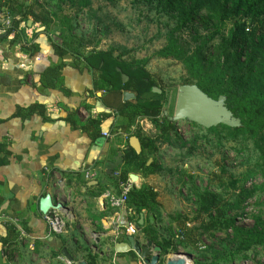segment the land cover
<instances>
[{
	"label": "trees",
	"instance_id": "trees-1",
	"mask_svg": "<svg viewBox=\"0 0 264 264\" xmlns=\"http://www.w3.org/2000/svg\"><path fill=\"white\" fill-rule=\"evenodd\" d=\"M68 1L77 7L76 13H83L91 7V0ZM157 1L164 13L176 19V26L168 33L166 45L155 52L154 57L180 62L186 72L183 85L194 86L213 102L222 99V106L236 121L235 127L219 124L204 129L207 134L197 136L195 145L199 140L204 145L214 141L218 147L232 143L230 149L238 158L245 159L248 165V170L240 178L229 173L225 165H220L217 175L210 174L205 190L195 195L192 218L187 215L169 216L171 221L177 222L180 232L177 244L187 247L196 243L199 235L206 234L212 238L218 232H225L232 237L233 249L229 252L212 251L209 259L195 264H234L249 260L260 264L256 259L264 251V0ZM1 10L7 11L10 26L6 28V19H0V30H3L0 46L19 45L23 52L34 56L41 50L36 43L40 35L51 46L49 65L40 73L42 88L64 90L62 71L67 66L64 58L71 56L76 63L74 68L80 69L83 63V68L92 74L95 90L135 95L134 100L116 109L117 114L128 126L137 120L148 119L158 131V136L151 138L135 132L142 152L136 154L131 148L128 149L119 180L125 181L130 173L144 177L161 174L163 166L155 159L159 144L168 143L173 137L178 141L180 138L175 123L161 117L163 101L156 96L157 93L156 97H148L157 87L146 70L149 61L128 63L123 57L133 51L125 49L117 56L114 49L84 54L89 41L73 35L75 28L71 18L60 16L50 9L35 14L34 8L26 0H0ZM35 24L45 29L33 33L28 39L25 31ZM198 27L206 30L205 37L199 35ZM183 30H192L195 36H200L194 40L198 42L194 48L181 42L178 35ZM11 35L13 37L9 39ZM124 76L126 81H123ZM164 94L162 90V96ZM35 107L38 114H44L45 107ZM101 122L91 120L84 128L94 131V137L99 136ZM247 154L250 156L247 157ZM150 158L153 161L147 165ZM257 178L259 182H256ZM249 182L251 184L248 186ZM158 197V192L143 185L132 190L128 205L137 217L144 209L155 215L156 223L144 228L141 236L161 248L164 261L177 247L159 234L157 224L160 222L162 205ZM250 200L260 204V214L252 217V227H239L238 220L249 216L245 211ZM188 223L196 225L188 228Z\"/></svg>",
	"mask_w": 264,
	"mask_h": 264
},
{
	"label": "crops",
	"instance_id": "crops-1",
	"mask_svg": "<svg viewBox=\"0 0 264 264\" xmlns=\"http://www.w3.org/2000/svg\"><path fill=\"white\" fill-rule=\"evenodd\" d=\"M39 32L25 31L28 39ZM36 43L41 50L34 56L19 45L0 46V264H65L61 258L71 264H145L133 250L117 252L116 245L128 243V237L114 238L102 222L112 214L102 196L120 193L129 140L136 131L145 136L144 119L128 126L116 112L126 103V92L95 90L92 74L83 63L74 68L71 56L64 58V90L42 88L40 73L52 51L44 36ZM36 105L45 107L43 115ZM91 120L102 121L99 136L84 128ZM87 170H96L98 178L86 180ZM131 174L139 177L136 189L151 186L149 179L160 175ZM48 195L71 215L64 235L51 233L41 212ZM151 215L144 209L137 217L128 203L121 210L123 225L138 226L140 245L148 240L139 231L157 221L151 223Z\"/></svg>",
	"mask_w": 264,
	"mask_h": 264
},
{
	"label": "rangeland",
	"instance_id": "rangeland-1",
	"mask_svg": "<svg viewBox=\"0 0 264 264\" xmlns=\"http://www.w3.org/2000/svg\"><path fill=\"white\" fill-rule=\"evenodd\" d=\"M26 1L30 7L34 8L35 14H40L43 9H50L60 16L65 15L71 18L75 28L73 35L89 41L84 54L114 49V55L117 56L125 49L133 51L123 57V60L128 63L145 59L149 61L146 70L150 73L151 80L165 94L162 96V93L156 94L152 90L153 95L148 97L157 95L160 97L163 101L161 117L175 123L180 138L178 141L173 137L168 143L159 144V152L155 155V159L163 166V171L152 178L147 176L151 184L148 187L158 191L162 205L161 218L157 226L159 234L169 239L173 247H177L176 251L169 256L185 255L191 264L209 259L212 251H231L232 237L225 232H218L212 238L206 234L199 235L197 242L193 245L178 246L177 239L180 232L177 222L169 219V216L177 215H187L192 218L195 212V195L205 190L210 174L217 175L220 165H225L229 173H234L238 178L248 170L245 159L238 158L237 154L230 149L232 143H228L225 147H218L214 141L210 145H204V142L199 140L195 145L197 136L207 134L204 130L206 128L187 118H177L179 93L183 86H187L183 85L186 72L178 61L154 57V53L166 45L168 33L176 26V19L171 14L164 13L157 0H91V7L83 13H76L77 7L71 5L68 0ZM7 15V11H0V19L10 20ZM33 28L42 27L40 24H35ZM198 30L200 36H206L207 32L203 27H198ZM178 36L181 42L190 48L195 47L198 42L194 40L200 37L195 36L192 30H183ZM124 78L127 80L125 76ZM207 101L212 109H223L218 102ZM223 113L224 125L235 127L236 121L227 115L224 109ZM141 129L145 136L151 138L158 136V131L148 119L142 121ZM192 148L193 150L190 151ZM248 156L250 155L247 154ZM256 182H259L258 178ZM250 184L249 182L248 186ZM245 213L249 216L239 219L237 225L250 228L253 226L252 217L260 214V204L250 200ZM195 225V223H188V228ZM256 261L264 264V251ZM234 264L256 263L249 260Z\"/></svg>",
	"mask_w": 264,
	"mask_h": 264
},
{
	"label": "water",
	"instance_id": "water-1",
	"mask_svg": "<svg viewBox=\"0 0 264 264\" xmlns=\"http://www.w3.org/2000/svg\"><path fill=\"white\" fill-rule=\"evenodd\" d=\"M28 25H30V23ZM44 29L45 28L42 27L40 28V31H43ZM125 80L126 79L124 78L123 81ZM152 90L154 93L157 94L162 93V90L158 87H154ZM134 99L135 95L131 93H125L123 96L124 102ZM207 100L209 99L194 86H183L180 90L178 97V105L176 112L177 118H187L190 121L197 123L198 125L205 128L224 124L225 122L223 119V109L225 110V108L222 107L223 100L219 99L218 101L220 107H222L223 109L219 108L216 110L208 106ZM226 114L231 116L228 111H226ZM129 144L136 154H140L142 152L140 140L136 136L130 138ZM152 161V159H149L147 165H150ZM130 179L135 185L139 184V177L137 175L131 174ZM53 208H55L54 203L52 201L51 196L48 195L41 201V212L43 214H47ZM149 220L151 223H154L155 217L151 215L149 217ZM139 235H142V231H139ZM115 250L117 252H128L133 250L142 260H144L145 264H159L162 259V250L160 247L154 246L150 241L146 242L144 245H140L139 241L136 239L135 236L128 237V243L117 244ZM189 258L191 259V256H189ZM167 264H186V262L184 259H178L176 261H167Z\"/></svg>",
	"mask_w": 264,
	"mask_h": 264
},
{
	"label": "built area",
	"instance_id": "built-area-1",
	"mask_svg": "<svg viewBox=\"0 0 264 264\" xmlns=\"http://www.w3.org/2000/svg\"><path fill=\"white\" fill-rule=\"evenodd\" d=\"M9 26L10 20H6L5 27L8 28ZM103 136L105 138H109L110 134L109 132H104ZM116 176H118V174H116ZM84 178L88 181L95 180L98 178V172L96 170H87L84 172ZM134 188L135 184L132 182L129 176L125 181H120L119 194L106 192L102 196V198L107 201V204L112 210V214L107 216V218H105L102 222L104 224V229H106V231L114 238H117L121 235L131 237L135 236L138 233V226L135 223H128L127 225H123L121 222V210L127 205L129 195ZM54 206L55 208L50 210L47 214H44V219L49 226L50 232L54 235L61 236L66 234L67 232V219H69L71 215L65 210L64 207H62L61 204ZM169 255L165 257L164 261L163 259H161L159 264H167V261L178 260L174 259V257L179 254H174L172 256ZM61 259L65 264H71V262H69L68 260L63 258ZM186 259L188 258L186 257Z\"/></svg>",
	"mask_w": 264,
	"mask_h": 264
},
{
	"label": "bare ground",
	"instance_id": "bare-ground-1",
	"mask_svg": "<svg viewBox=\"0 0 264 264\" xmlns=\"http://www.w3.org/2000/svg\"><path fill=\"white\" fill-rule=\"evenodd\" d=\"M174 259H184L186 261V264H191V262L188 259H186V257L182 254L175 256Z\"/></svg>",
	"mask_w": 264,
	"mask_h": 264
}]
</instances>
